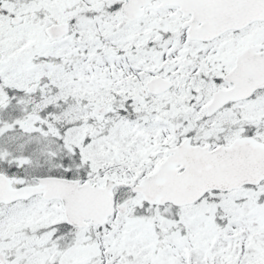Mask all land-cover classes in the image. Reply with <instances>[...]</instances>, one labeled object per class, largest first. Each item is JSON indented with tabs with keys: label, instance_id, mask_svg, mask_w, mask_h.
<instances>
[{
	"label": "snow or ice",
	"instance_id": "1",
	"mask_svg": "<svg viewBox=\"0 0 264 264\" xmlns=\"http://www.w3.org/2000/svg\"><path fill=\"white\" fill-rule=\"evenodd\" d=\"M0 264H264V0H0Z\"/></svg>",
	"mask_w": 264,
	"mask_h": 264
}]
</instances>
